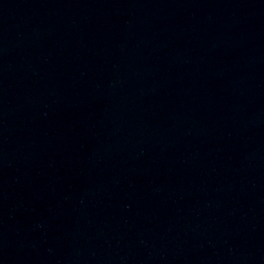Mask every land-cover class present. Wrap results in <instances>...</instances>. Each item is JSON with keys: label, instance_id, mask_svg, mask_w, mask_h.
Segmentation results:
<instances>
[{"label": "water", "instance_id": "water-1", "mask_svg": "<svg viewBox=\"0 0 264 264\" xmlns=\"http://www.w3.org/2000/svg\"><path fill=\"white\" fill-rule=\"evenodd\" d=\"M195 81L264 129V0H103Z\"/></svg>", "mask_w": 264, "mask_h": 264}]
</instances>
